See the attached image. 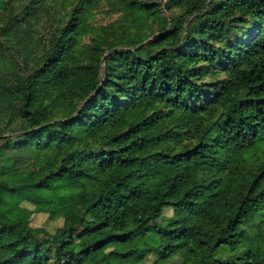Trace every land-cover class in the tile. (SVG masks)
Masks as SVG:
<instances>
[{
    "label": "trees",
    "instance_id": "1",
    "mask_svg": "<svg viewBox=\"0 0 264 264\" xmlns=\"http://www.w3.org/2000/svg\"><path fill=\"white\" fill-rule=\"evenodd\" d=\"M0 264H264V0H0Z\"/></svg>",
    "mask_w": 264,
    "mask_h": 264
},
{
    "label": "rangeland",
    "instance_id": "2",
    "mask_svg": "<svg viewBox=\"0 0 264 264\" xmlns=\"http://www.w3.org/2000/svg\"><path fill=\"white\" fill-rule=\"evenodd\" d=\"M163 14L168 15V12L164 11ZM118 16H119V13L111 12L104 3H100L98 7L94 8L93 17L91 18V21L96 23V24H105L107 22L115 20ZM16 194L18 197H24L26 195V191H24V190L20 191L19 190L16 192ZM79 207H80V205H71V206H67V207L63 208L61 211L65 214L69 215V214L74 213ZM98 210H100V209H98ZM170 213H171V211L168 210L167 214H170ZM94 215L99 216V212H97V211H96V213L94 212ZM34 220H35V223H38L41 220H43V217L40 215H37Z\"/></svg>",
    "mask_w": 264,
    "mask_h": 264
}]
</instances>
